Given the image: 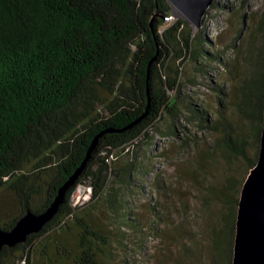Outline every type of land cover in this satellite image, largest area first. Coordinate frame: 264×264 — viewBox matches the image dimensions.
<instances>
[{
    "label": "trees",
    "instance_id": "1",
    "mask_svg": "<svg viewBox=\"0 0 264 264\" xmlns=\"http://www.w3.org/2000/svg\"><path fill=\"white\" fill-rule=\"evenodd\" d=\"M173 13L169 0H0V188L12 190L21 209L12 219L0 217V228H12L29 209H46L85 159L94 137L134 121L151 98L140 122L104 133L56 215L26 241L4 246L0 264L24 258L27 264H105L109 238L99 220L109 218L108 212L103 217L79 213L72 194L85 180L92 201L113 194L111 173L115 178L125 173L127 184H133L143 159L136 153L116 170L110 154L149 137V128L166 112L178 134L176 118L185 113L180 76L188 60L202 72L221 62L225 69V80L207 83L218 94L216 109L183 98L187 116L219 138L187 162L192 171L205 172L192 205L180 187L185 180L180 170L169 176L158 168L147 181L153 195L146 230L155 241L150 258L154 264H233L242 188L261 148L264 50L258 46L251 55L250 48L244 64L237 56L225 59L226 53L211 47L203 32L195 33L188 19L165 22L164 16ZM231 104L237 121L227 112ZM235 158L246 166L243 175L233 168L215 169L222 159ZM115 192V203L125 201ZM131 218L139 220L135 214Z\"/></svg>",
    "mask_w": 264,
    "mask_h": 264
},
{
    "label": "rangeland",
    "instance_id": "2",
    "mask_svg": "<svg viewBox=\"0 0 264 264\" xmlns=\"http://www.w3.org/2000/svg\"><path fill=\"white\" fill-rule=\"evenodd\" d=\"M213 2L214 4L206 10L200 25L191 23L195 33L203 32L208 40H212L214 45L210 44L211 47L226 53V55L223 54L225 59L234 60L237 56L238 61H243L248 56L250 48H253L251 55L255 54V48L258 46L264 50V37L260 29L264 19V0H214ZM244 62L246 61H243V64ZM215 65H218L215 70L208 68L210 70H204V72L194 61L188 60L182 66L179 102L181 110L186 114L183 113L176 118L178 134H173L174 119L170 113L166 112L149 128V137L141 136L126 148L114 149L111 152L109 158L116 170L128 160L133 159L136 153H138V159H143L140 168L134 172L136 180H133V184H127L125 173L120 172L116 178L113 173L110 175L109 186L115 187L121 193V200L125 201L114 202L115 189H112L113 194L104 195L92 201L88 180L82 181L74 190L71 199L81 194L77 198V203H73L77 212L92 213L93 217H103L108 212L109 218L105 217L104 222L99 220L109 238L103 257L105 264H154L150 253L155 241L149 237L146 230L149 224L147 219L151 215L152 194L147 181L154 176L158 168L167 171L169 176L179 170L185 174V180L180 187L186 192L187 199L192 205V198L196 195L194 192L197 180L202 179L205 172L202 169L197 173L192 171L187 162L197 160L196 157L201 151L200 149L197 152V149L204 145H211L219 138V135L210 129H202L196 117L187 116L190 114H187L189 110L185 102L192 99L206 104L211 109H216L218 94L210 89L207 83L225 80L226 76L222 62ZM175 91H171V94ZM227 112L236 121L239 120L233 104L229 106ZM244 122L245 125H249L248 120ZM185 138L190 142L186 143ZM249 152L253 155L255 146L250 147ZM217 158H221V152ZM235 160L222 159L216 164L215 169L227 171L233 168L243 175L245 164L240 158ZM146 169H151V172H147ZM20 210V202L16 194L10 189L0 188L1 219H12L20 213ZM134 214L139 220L131 218Z\"/></svg>",
    "mask_w": 264,
    "mask_h": 264
},
{
    "label": "water",
    "instance_id": "3",
    "mask_svg": "<svg viewBox=\"0 0 264 264\" xmlns=\"http://www.w3.org/2000/svg\"><path fill=\"white\" fill-rule=\"evenodd\" d=\"M169 1L181 17L188 19L190 23L200 25L206 10L214 0ZM150 107L151 98L149 97L145 111L134 121L122 128H108L100 131L92 140L81 165L60 186L54 200L46 209L40 212L29 209L12 228H0V251L6 245L14 246L24 242L29 234L40 231L65 202L68 190L76 183L104 133L132 127L145 118ZM233 264H264V127L258 161L248 174L242 188L237 214Z\"/></svg>",
    "mask_w": 264,
    "mask_h": 264
},
{
    "label": "built area",
    "instance_id": "4",
    "mask_svg": "<svg viewBox=\"0 0 264 264\" xmlns=\"http://www.w3.org/2000/svg\"><path fill=\"white\" fill-rule=\"evenodd\" d=\"M179 16H180V14H179V12L176 10V13L165 15V16H164V21H165V22L167 21V22L172 23V22L175 21ZM164 28H165V23H163V24L160 25V27H159V31L164 30ZM89 187H90V191H91L90 194H91V193H92V187H91L90 185H89ZM85 192H86V190H85ZM78 196H81V194H78L77 196H74V197L72 198L73 203H77V198H78ZM83 196H84V194H83ZM19 264H27V263H26V259H25V258L22 259V260L20 261Z\"/></svg>",
    "mask_w": 264,
    "mask_h": 264
}]
</instances>
